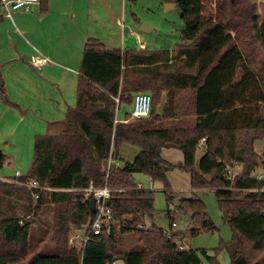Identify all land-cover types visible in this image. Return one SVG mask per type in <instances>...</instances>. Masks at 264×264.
I'll return each instance as SVG.
<instances>
[{
    "label": "trees",
    "instance_id": "trees-1",
    "mask_svg": "<svg viewBox=\"0 0 264 264\" xmlns=\"http://www.w3.org/2000/svg\"><path fill=\"white\" fill-rule=\"evenodd\" d=\"M205 1L177 0L184 28L174 49H109L97 39L87 41L75 106L55 131L35 137L25 173L0 179V264H203L164 229L147 225L156 214L155 194L139 188L135 174L162 180L168 189L167 173L176 167L190 173L194 190H214L232 230L231 240L220 242L229 264H264V180L254 175L264 170V153L256 150L264 138V20L251 0H218L219 20L207 15ZM143 91L152 95L149 115L130 120V111L117 118ZM178 92H185L183 112ZM0 96L8 101L1 70ZM161 96L163 113L157 106ZM204 137L206 150L198 159ZM124 144L138 152L122 165ZM111 148L120 164L111 167L107 181L115 189L107 201L115 222L83 250L69 238L96 217L94 197L84 189L90 180H105ZM170 148L181 150L185 161L166 160L162 153ZM232 159L248 166L233 183L224 172ZM4 163L0 149V169ZM29 180L38 188L27 187ZM165 192L171 224L180 213L191 216L192 234L215 229L199 197L175 204V194ZM44 213L51 219L43 220ZM129 236L140 247L127 249ZM201 254L213 260L206 249Z\"/></svg>",
    "mask_w": 264,
    "mask_h": 264
},
{
    "label": "crops",
    "instance_id": "crops-1",
    "mask_svg": "<svg viewBox=\"0 0 264 264\" xmlns=\"http://www.w3.org/2000/svg\"><path fill=\"white\" fill-rule=\"evenodd\" d=\"M122 3L124 0H120ZM117 4L118 0H40L28 10H11L10 16L0 3V70L8 98L6 101L0 96V110L3 111L0 112L4 116L7 111H15L20 118L28 116L32 125H40L43 130L59 126L77 101L80 67L87 41L94 38L103 44L108 42L110 45L105 46L109 49L123 50L118 46L126 45V39L120 42L118 34L106 32L103 36L95 24L97 17L105 24V20L114 16ZM105 11H111V14ZM119 16L114 19L116 26H119ZM104 29L107 30V25ZM135 36L136 32L131 29L129 46ZM139 46L148 48L147 42H141ZM44 58L46 63L35 64ZM13 124V128L18 125ZM149 183L152 185L153 181ZM138 186L145 189L141 181ZM169 223V229L159 228L182 233L177 222L172 227L170 217Z\"/></svg>",
    "mask_w": 264,
    "mask_h": 264
},
{
    "label": "rangeland",
    "instance_id": "rangeland-1",
    "mask_svg": "<svg viewBox=\"0 0 264 264\" xmlns=\"http://www.w3.org/2000/svg\"><path fill=\"white\" fill-rule=\"evenodd\" d=\"M176 2L177 0H124V3L120 4V0H118L116 6L117 10H114V16L109 17V20H105V24H102L103 19L97 17L96 19H98V21L95 24L98 25V29L103 36L108 32L113 33L114 35L118 34L120 42L122 39H126L125 44L127 46H118L123 50L140 49L139 45L141 42H147L148 49H174L181 41L182 29L184 28V20L181 16V10ZM251 2H253L256 12L259 14V20H264V0H251ZM205 3L206 6H208V11L206 12L207 15L212 13L214 19L219 20L221 15L218 8V0H206ZM172 4H174V6H171ZM105 13L111 14V11H105ZM119 14L120 22L119 26H116L114 24V19L115 16ZM143 24H146L150 28V31H142L141 27ZM106 25L107 30L104 29ZM102 27L103 30L101 29ZM131 29L136 32L137 36L132 40L133 44L131 43L132 45L129 46V42L131 41L129 33ZM104 43L110 45L108 42ZM184 95L185 92H180L178 95L181 112L185 111L182 109V104H184L183 102L185 101L183 97ZM162 98L163 96L158 99V107L161 104ZM131 107L132 104L129 106H123L118 111L117 118H124L125 114L132 109ZM7 112L8 113L6 114L4 113L5 116L0 112V149L5 154L4 167L0 169V179L4 177H14L18 176L20 173H25V171L29 169L34 158V137L37 134H45L47 132L50 133L55 131V128L43 130L40 125H32L31 118L28 116H22V118H20L15 115V111ZM188 118L192 119L193 117L191 115L188 116ZM130 120L134 119L130 117ZM15 122L18 123V125L13 128V123ZM111 147H113V145ZM113 150L114 149L111 148V151ZM205 150L206 148L204 147V144L200 145L197 149L196 157L200 159ZM256 150L259 154L264 153V138L257 141ZM137 152L138 149L136 146L124 144L121 148L122 158L120 159V164L123 165L125 160L134 159ZM13 154L17 156V158H15ZM162 154L166 160L174 164L184 162L186 159V155L176 148L164 149ZM19 169L20 172L18 173L17 170ZM260 169H263V167H260L259 170ZM257 172L259 171L256 170L254 174ZM135 177L137 182L141 181V183L144 184L145 189L153 190L155 194L156 214L154 220L147 222L148 226L154 224L157 227L169 229L170 223L167 214L168 199L165 191L168 190L175 194V204L178 202V198H191L193 195H196L205 203L208 218L213 221L215 229L211 231L202 230L199 233L192 234L191 228L194 223L191 222V216L177 213L174 221L177 222L178 228L182 232L180 233L178 231V235L182 237V240H184V243H186L189 248L199 254L203 264H229L231 262L229 252L227 249L220 248V242L221 240L230 241L232 238V230L223 220L222 211L214 190H194L191 186L190 173L179 167H176L167 173V182L169 183L168 189L162 180L153 181L152 178L145 174H135ZM2 180L10 181L9 179ZM150 181H153L152 185L149 183ZM21 184L22 183L17 182L18 186H21ZM42 218L43 220H49L51 219V214L44 213ZM37 227L38 225H36L35 228ZM127 240V249L132 250L140 247V244L136 239L129 236V239ZM40 246H43V244ZM202 249H206L208 255L211 256L213 260L202 255ZM52 253H54V251Z\"/></svg>",
    "mask_w": 264,
    "mask_h": 264
},
{
    "label": "built area",
    "instance_id": "built-area-1",
    "mask_svg": "<svg viewBox=\"0 0 264 264\" xmlns=\"http://www.w3.org/2000/svg\"><path fill=\"white\" fill-rule=\"evenodd\" d=\"M40 0H0L3 7L6 8L9 15L11 16V10L24 8L26 10L32 4L39 3ZM47 59H41L36 61L35 64H44ZM152 107V95L149 92H137L134 96V101L131 109V118H141L148 116ZM114 140V135L112 141ZM207 138L204 137L200 140V145L205 144ZM119 166V161L113 158V152L111 151L108 160L107 176L105 180L99 185L96 184L94 180L89 181V185L84 189L86 195H93L95 201V210L97 211L96 217L93 222L83 229H74L70 235L69 243L72 246L85 249L88 241L93 235H99L103 230L110 232L113 228L115 222L114 216L107 206V201L111 198V193L115 190L108 185V175L112 166ZM243 165L239 164L236 160L232 159L226 164L224 170L227 180L233 183L237 176L241 175L243 172ZM259 172L254 174L258 179L264 180V170L257 169ZM29 188H38V183L34 180H29L25 184ZM38 197V195H36ZM172 227L176 226V222H172ZM165 234L169 238H175L178 241L179 248L189 249L188 245L184 243L182 237L177 235L174 230H165ZM109 264H124L123 261L115 260Z\"/></svg>",
    "mask_w": 264,
    "mask_h": 264
},
{
    "label": "water",
    "instance_id": "water-1",
    "mask_svg": "<svg viewBox=\"0 0 264 264\" xmlns=\"http://www.w3.org/2000/svg\"><path fill=\"white\" fill-rule=\"evenodd\" d=\"M171 6H174V4H172ZM141 30L142 31H150V28L146 24H143L142 27H141ZM165 106H166V97L163 96L162 101H161V104L158 107V111L160 113H163L164 112V109H165ZM243 172L244 173H248V166L247 165H245L243 167ZM91 205H92L93 209L95 210V201L94 200H91Z\"/></svg>",
    "mask_w": 264,
    "mask_h": 264
}]
</instances>
